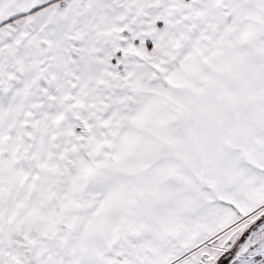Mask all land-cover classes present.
Segmentation results:
<instances>
[{
	"label": "crops",
	"instance_id": "0c3cea01",
	"mask_svg": "<svg viewBox=\"0 0 264 264\" xmlns=\"http://www.w3.org/2000/svg\"><path fill=\"white\" fill-rule=\"evenodd\" d=\"M54 1L0 0V24ZM169 4L185 21L169 42L185 57L186 121L170 137L185 143L82 161L84 174L52 198L58 234L48 223L38 243L18 246L32 264H213L223 236L264 211V0Z\"/></svg>",
	"mask_w": 264,
	"mask_h": 264
},
{
	"label": "rangeland",
	"instance_id": "374dc122",
	"mask_svg": "<svg viewBox=\"0 0 264 264\" xmlns=\"http://www.w3.org/2000/svg\"><path fill=\"white\" fill-rule=\"evenodd\" d=\"M169 3L55 0L0 24V264H32L18 246L38 243L48 223L58 234L52 198L84 174L82 161L185 143L170 137L186 121L185 57L172 55L169 42L185 21H175ZM223 237L213 262L241 264L264 246V211Z\"/></svg>",
	"mask_w": 264,
	"mask_h": 264
},
{
	"label": "built area",
	"instance_id": "2783aa9c",
	"mask_svg": "<svg viewBox=\"0 0 264 264\" xmlns=\"http://www.w3.org/2000/svg\"><path fill=\"white\" fill-rule=\"evenodd\" d=\"M241 264H264V246L254 253L246 254Z\"/></svg>",
	"mask_w": 264,
	"mask_h": 264
},
{
	"label": "water",
	"instance_id": "95a60500",
	"mask_svg": "<svg viewBox=\"0 0 264 264\" xmlns=\"http://www.w3.org/2000/svg\"><path fill=\"white\" fill-rule=\"evenodd\" d=\"M251 226H252V225H251ZM251 226H250V227H251ZM250 227H249L248 229H250ZM213 264H218V262H214Z\"/></svg>",
	"mask_w": 264,
	"mask_h": 264
}]
</instances>
